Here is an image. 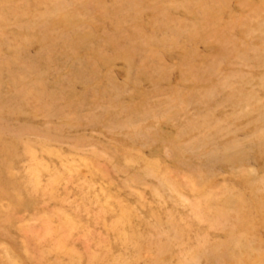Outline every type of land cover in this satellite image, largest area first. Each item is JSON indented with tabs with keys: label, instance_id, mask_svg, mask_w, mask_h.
<instances>
[{
	"label": "rangeland",
	"instance_id": "obj_1",
	"mask_svg": "<svg viewBox=\"0 0 264 264\" xmlns=\"http://www.w3.org/2000/svg\"><path fill=\"white\" fill-rule=\"evenodd\" d=\"M0 264H264V0H0Z\"/></svg>",
	"mask_w": 264,
	"mask_h": 264
}]
</instances>
